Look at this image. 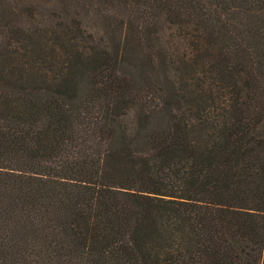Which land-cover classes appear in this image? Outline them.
<instances>
[{
	"label": "trees",
	"instance_id": "16d2710c",
	"mask_svg": "<svg viewBox=\"0 0 264 264\" xmlns=\"http://www.w3.org/2000/svg\"><path fill=\"white\" fill-rule=\"evenodd\" d=\"M0 264H264V0H0Z\"/></svg>",
	"mask_w": 264,
	"mask_h": 264
},
{
	"label": "rangeland",
	"instance_id": "374dc122",
	"mask_svg": "<svg viewBox=\"0 0 264 264\" xmlns=\"http://www.w3.org/2000/svg\"><path fill=\"white\" fill-rule=\"evenodd\" d=\"M45 11L46 10H44L43 13H47V11L46 12ZM91 21H94L93 18H91ZM50 22L51 21L49 19L44 18L41 25H43L46 28H38L37 32H42V33H46L47 32L48 33L49 32V28H50V25H49ZM53 24H55V22ZM140 36L142 38L140 43L144 45L145 44V33H144V30L141 31ZM157 48H158V44H157Z\"/></svg>",
	"mask_w": 264,
	"mask_h": 264
}]
</instances>
